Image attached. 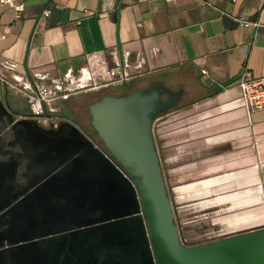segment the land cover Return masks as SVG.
<instances>
[{
	"label": "crops",
	"instance_id": "obj_1",
	"mask_svg": "<svg viewBox=\"0 0 264 264\" xmlns=\"http://www.w3.org/2000/svg\"><path fill=\"white\" fill-rule=\"evenodd\" d=\"M210 2L26 0L19 17L0 7V72L58 78L98 53L110 65L127 61L146 72L114 86L117 93L156 83L182 90L176 107L155 119L164 181L180 202L175 214L221 211L234 233L264 223V109L247 114L237 87L219 90L201 70L218 82L244 68L264 76V0ZM63 102L54 104L58 114Z\"/></svg>",
	"mask_w": 264,
	"mask_h": 264
},
{
	"label": "water",
	"instance_id": "obj_2",
	"mask_svg": "<svg viewBox=\"0 0 264 264\" xmlns=\"http://www.w3.org/2000/svg\"><path fill=\"white\" fill-rule=\"evenodd\" d=\"M181 94L156 83L88 105L113 163L67 117L17 118L0 87V264H264V229L180 241L152 125Z\"/></svg>",
	"mask_w": 264,
	"mask_h": 264
},
{
	"label": "built area",
	"instance_id": "obj_3",
	"mask_svg": "<svg viewBox=\"0 0 264 264\" xmlns=\"http://www.w3.org/2000/svg\"><path fill=\"white\" fill-rule=\"evenodd\" d=\"M168 1L175 2L176 0ZM229 1L236 2V0ZM25 2L26 0H0V7L13 10L16 17H19L24 11ZM199 3L203 6H212L210 0H199ZM49 12L50 11L46 9L43 11L42 15L47 16ZM239 23L242 26H258V23L245 20H240ZM201 73L214 83L219 90L237 87L240 90L241 105L247 114L264 109V76L254 77L248 69L244 68L234 80L229 82H218L215 81L205 69H202ZM144 74H146L144 71L131 70L127 61L110 65L106 59L101 57L98 53H90L85 57V65L76 73L69 70L62 77L58 78L38 76L36 79L30 81L0 72V87L2 92L7 96L9 94H15L21 95L26 99L28 116L35 117L42 121L60 120L63 116L57 113L54 107L55 102L66 101L72 96L82 92H98L99 90L114 86H125ZM73 123L93 142L96 148L100 149L105 156L114 163L113 158L109 155L99 138L97 141L87 129H84L74 121ZM154 126L155 122H153L152 129ZM116 166L120 168L118 164H116ZM263 226L264 223L259 227ZM180 229L181 228H179L181 243L187 246L200 244L199 242L191 244L186 237L181 234Z\"/></svg>",
	"mask_w": 264,
	"mask_h": 264
},
{
	"label": "rangeland",
	"instance_id": "obj_4",
	"mask_svg": "<svg viewBox=\"0 0 264 264\" xmlns=\"http://www.w3.org/2000/svg\"><path fill=\"white\" fill-rule=\"evenodd\" d=\"M115 89H118V87H114L109 92L120 94L117 93L118 90ZM92 94L95 95L98 93L95 92ZM163 97L164 95H162V98ZM7 100L15 110H18L20 112L26 111L27 103L26 99L23 96L9 94L7 96ZM63 105L64 109L60 113L61 116L73 119L81 127L91 131L92 128L90 125V117L87 111L88 101L86 99H83L82 96H72L68 101H64ZM152 133L156 149L158 151V124L156 122L154 128L152 129ZM167 188L169 196L172 198L169 186H167ZM179 205L180 202L173 201V207L174 210L176 209V213H179L177 212V208L179 207ZM179 214L175 217V223L179 228H181V234L186 237V239L191 244L194 242L203 244L208 242L209 240L218 239L225 235H230L231 233H233L231 228H226L225 225H222V221L228 220V218L226 216L227 214H224L221 211L214 212L196 209L181 214L180 216Z\"/></svg>",
	"mask_w": 264,
	"mask_h": 264
},
{
	"label": "flooded vegetation",
	"instance_id": "obj_5",
	"mask_svg": "<svg viewBox=\"0 0 264 264\" xmlns=\"http://www.w3.org/2000/svg\"><path fill=\"white\" fill-rule=\"evenodd\" d=\"M1 92H2V90H1ZM2 97H3V101H4V104H5L6 108L10 112L16 114L17 115V118H21V117L24 116L23 114L19 113L17 110H15L14 108H12V106L9 104V102L7 100V95L4 94L3 92H2ZM6 120H7V117L6 116H3L2 120H0V129H4L0 133V142H1V140H4L5 143H8L10 141V138L11 137L9 136L8 139H7L6 136L4 135V131L8 130V127L6 129L4 128L5 127L4 122H6ZM56 121H58V120H47L46 122L47 123H50V122H56ZM89 132L98 141V137H97V134L95 133V131L93 129H91V131H89ZM259 229H264V226L263 227H257V228H254V229L239 230L236 233H240V232H251V231H256V230H259ZM226 236H228V235H225L223 237H226ZM223 237H221V238H223ZM218 239H220V238H218ZM214 240H216V239H214Z\"/></svg>",
	"mask_w": 264,
	"mask_h": 264
},
{
	"label": "trees",
	"instance_id": "obj_6",
	"mask_svg": "<svg viewBox=\"0 0 264 264\" xmlns=\"http://www.w3.org/2000/svg\"><path fill=\"white\" fill-rule=\"evenodd\" d=\"M139 90V89H138ZM134 91H136V90H134ZM131 92H133V91H124V92H121L120 94H114V93H112V92H102V93H100V94H92V93H95V92H87V93H91V95L90 96H88V98L86 99L87 101H88V105L90 104V103H92V102H94V101H96V100H98V99H100L102 96H104V95H113V96H121V95H124V94H128V93H131ZM96 93H98V92H96ZM88 107V106H87ZM176 107V105L173 107V108H171V109H167V110H165L164 112H162L161 114H163V113H166V112H169V111H171L172 109H174ZM13 108V107H12ZM18 111V110H17ZM19 113H21V114H23V115H28L29 113H28V108H27V110L26 111H24V112H20V111H18ZM161 114H159V115H161ZM158 115V116H159ZM72 121H74L73 119H71ZM75 122V121H74ZM78 124V123H77Z\"/></svg>",
	"mask_w": 264,
	"mask_h": 264
}]
</instances>
